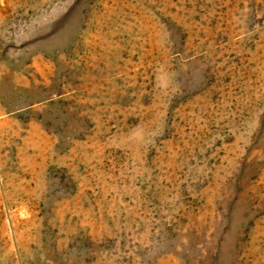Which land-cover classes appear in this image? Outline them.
<instances>
[{
  "label": "rangeland",
  "instance_id": "rangeland-1",
  "mask_svg": "<svg viewBox=\"0 0 264 264\" xmlns=\"http://www.w3.org/2000/svg\"><path fill=\"white\" fill-rule=\"evenodd\" d=\"M0 264H264V0H0Z\"/></svg>",
  "mask_w": 264,
  "mask_h": 264
}]
</instances>
